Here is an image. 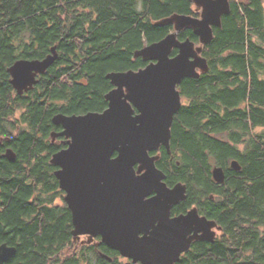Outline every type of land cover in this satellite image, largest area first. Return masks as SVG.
Wrapping results in <instances>:
<instances>
[{
	"label": "trees",
	"instance_id": "trees-1",
	"mask_svg": "<svg viewBox=\"0 0 264 264\" xmlns=\"http://www.w3.org/2000/svg\"><path fill=\"white\" fill-rule=\"evenodd\" d=\"M230 4L203 46L209 71L179 85L171 152L162 147L157 161L169 185H187L174 212L196 206L221 226L175 264H264V0ZM175 13L200 16L192 0H0V245L17 247L5 264H136L106 244L74 242L72 212L56 203L63 190L51 158L65 145L52 140L61 130L53 118L104 111L114 87L106 75L147 66L135 52L174 31L158 22ZM178 37L200 44L191 28ZM54 46L57 60L18 94L9 67Z\"/></svg>",
	"mask_w": 264,
	"mask_h": 264
},
{
	"label": "water",
	"instance_id": "water-1",
	"mask_svg": "<svg viewBox=\"0 0 264 264\" xmlns=\"http://www.w3.org/2000/svg\"><path fill=\"white\" fill-rule=\"evenodd\" d=\"M192 1L200 16L175 13L162 19L158 24H172L174 31L135 52L149 61L147 66L106 75L114 88L105 96L104 111L53 118L63 130L53 132L52 140L67 138V147L51 163L58 167L55 175L72 212L74 240L87 236L91 243L100 237L99 244L136 264H175L194 241L213 242L221 229L197 207L172 217L173 207L187 198V185L168 186L167 175L157 166L161 147L171 152V128L183 104L179 85L209 71L203 46L231 10L230 0ZM186 28L199 37V45L178 37ZM57 58L54 46L44 59H19L10 66V82L18 94L31 90ZM6 155L16 158L12 149ZM231 167L242 168L237 160ZM212 174L216 182L225 181L222 166ZM16 252L17 247L1 244L0 264Z\"/></svg>",
	"mask_w": 264,
	"mask_h": 264
},
{
	"label": "flooded vegetation",
	"instance_id": "flooded-vegetation-1",
	"mask_svg": "<svg viewBox=\"0 0 264 264\" xmlns=\"http://www.w3.org/2000/svg\"><path fill=\"white\" fill-rule=\"evenodd\" d=\"M40 76V75H39ZM39 76H38V80H39ZM114 88V87H113ZM60 126V125H59ZM61 127V130L60 131H62L63 130V127L62 126H60ZM58 138H60L61 139V141H62V143L65 145V147L64 148H66L67 147V145H66V140H67V138L65 137V136H58L56 139H58ZM1 140H3V139H1ZM56 141V140H55ZM0 143H2V141H0ZM162 147H164V146H162ZM162 147H161V149H162ZM63 148V149H64ZM161 149H160V151H161ZM62 150V149H61ZM160 151H159V153H160ZM6 152H7V150L3 153V155H4V157L6 158V159H8V160H10V158L6 155ZM151 154H154V153H151ZM116 155V154H115ZM114 155V156H115ZM16 159V158H15ZM14 159V160H15ZM168 184V183H167ZM177 184V183H176ZM175 185V184H174ZM174 185H169L168 184V186H170V187H173ZM60 189H61V187H60ZM61 190H63V189H61ZM65 195H66V192L63 190V196L61 197V198H59L57 201H56V203L57 204H64V203H66L67 204V202H66V200H65ZM180 204V203H179ZM68 205V204H67ZM177 206V205H176ZM176 206H174L173 207V209H172V217L173 216H177V215H180V214H185V213H187L189 210H191L192 208H194V207H196V206H193V207H191L190 209H188L186 212H181V213H175L174 212V208L176 207ZM201 214V213H200ZM201 215H203V214H201ZM221 230V229H220ZM220 230H217V234L219 233V231ZM84 238H86V239H84ZM98 237H96L91 243H94V244H96V245H101V244H99V241H100V239L101 238H99V239H97ZM86 240H87V236H81V238L80 239H78V240H74V242L75 243H78V244H80V243H85L86 242ZM103 244V243H102ZM192 245V244H191ZM191 248V247H190ZM128 259V258H127ZM138 264H140V263H138Z\"/></svg>",
	"mask_w": 264,
	"mask_h": 264
},
{
	"label": "rangeland",
	"instance_id": "rangeland-1",
	"mask_svg": "<svg viewBox=\"0 0 264 264\" xmlns=\"http://www.w3.org/2000/svg\"><path fill=\"white\" fill-rule=\"evenodd\" d=\"M84 239H86V238H84ZM123 257V256H122Z\"/></svg>",
	"mask_w": 264,
	"mask_h": 264
}]
</instances>
